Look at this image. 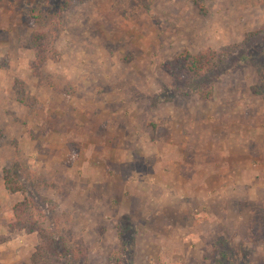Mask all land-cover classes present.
I'll return each mask as SVG.
<instances>
[{"label": "rangeland", "instance_id": "374dc122", "mask_svg": "<svg viewBox=\"0 0 264 264\" xmlns=\"http://www.w3.org/2000/svg\"><path fill=\"white\" fill-rule=\"evenodd\" d=\"M0 129V264H264V0H0Z\"/></svg>", "mask_w": 264, "mask_h": 264}, {"label": "trees", "instance_id": "16d2710c", "mask_svg": "<svg viewBox=\"0 0 264 264\" xmlns=\"http://www.w3.org/2000/svg\"><path fill=\"white\" fill-rule=\"evenodd\" d=\"M67 4V3H66ZM67 7L69 6V5H66ZM64 8H66V7H64ZM189 62V69L190 70H196V69H198V64H199V59H193V60H191L190 59V61H188ZM2 138V131H1V129H0V139ZM5 182H6V188L10 191V192H12V193H16L18 190L17 189H14V187L11 185V182L9 181V179H7V178H5ZM25 211H22V210H20V209H18V207H17V209H15V216H16V218H17V220H18V222H20V217H21V215L24 213ZM127 254H130L129 252H127V250L125 249V248H123L122 250H121V252L119 253V255L117 256L118 258H119V261H118V264H125V263H127L126 262V258H127ZM126 257V258H125ZM131 257V256H130ZM132 264H134V261L132 262Z\"/></svg>", "mask_w": 264, "mask_h": 264}]
</instances>
